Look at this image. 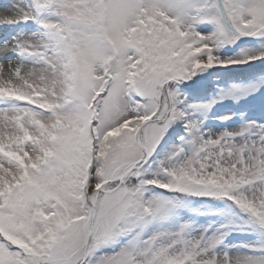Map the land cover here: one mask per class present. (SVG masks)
<instances>
[{"label":"snow or ice","instance_id":"obj_1","mask_svg":"<svg viewBox=\"0 0 264 264\" xmlns=\"http://www.w3.org/2000/svg\"><path fill=\"white\" fill-rule=\"evenodd\" d=\"M0 28V264H264V0H17Z\"/></svg>","mask_w":264,"mask_h":264},{"label":"rangeland","instance_id":"obj_2","mask_svg":"<svg viewBox=\"0 0 264 264\" xmlns=\"http://www.w3.org/2000/svg\"><path fill=\"white\" fill-rule=\"evenodd\" d=\"M16 2H17V0H0V14H3L5 12L6 7L8 5H11V4L16 3ZM6 31H7L6 29L0 28V36L4 35V33ZM219 74H231V73H226V70H221V72ZM188 83H189V85H192V82L191 81H189ZM182 87L184 88L183 85H182ZM197 87H198L197 85H192V92H193V94H197L196 91H195V89ZM192 95L189 97V99H194V98H192ZM230 107H231L230 105H218V106H216V108L218 109L215 112L216 114L215 113H210L211 116H209V119L212 118V117H214V116H217V115L227 114L226 112L229 110ZM217 125H218L217 122H214V121H206V126L207 127L215 128Z\"/></svg>","mask_w":264,"mask_h":264},{"label":"trees","instance_id":"obj_3","mask_svg":"<svg viewBox=\"0 0 264 264\" xmlns=\"http://www.w3.org/2000/svg\"><path fill=\"white\" fill-rule=\"evenodd\" d=\"M196 97V96H195Z\"/></svg>","mask_w":264,"mask_h":264}]
</instances>
